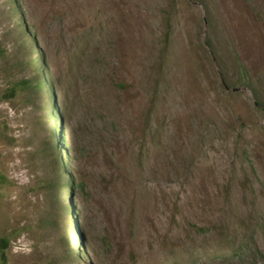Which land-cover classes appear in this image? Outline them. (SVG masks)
Listing matches in <instances>:
<instances>
[{
    "label": "rangeland",
    "instance_id": "obj_1",
    "mask_svg": "<svg viewBox=\"0 0 264 264\" xmlns=\"http://www.w3.org/2000/svg\"><path fill=\"white\" fill-rule=\"evenodd\" d=\"M21 41L44 91L0 99L5 264H264V0H0V92Z\"/></svg>",
    "mask_w": 264,
    "mask_h": 264
},
{
    "label": "trees",
    "instance_id": "obj_2",
    "mask_svg": "<svg viewBox=\"0 0 264 264\" xmlns=\"http://www.w3.org/2000/svg\"><path fill=\"white\" fill-rule=\"evenodd\" d=\"M16 10H17L16 6L13 7L10 4V14L15 15V18H16ZM23 32H24V34H28L26 30H23ZM20 46H21V48L24 47L23 52H26V50L28 49L25 41H21ZM27 52H26V56L23 55V57H21V56L17 57L16 63L20 67L21 66L27 67L29 65H32L33 70H34V75L29 76V77H23V78H20L18 80H15L14 83L10 87H8L4 91L0 92V99L1 100L9 99L10 97H13L20 92H24L27 95V97L30 98L32 104L35 105L37 94L39 92L42 93L44 91V82L42 83L43 78H42V76H39L38 71H37V66L35 65V63L32 62V59L29 58ZM37 53L39 54V50H37ZM2 54H3V50L0 47V55H2ZM39 60H41V57ZM29 98H27V99H29ZM41 109L43 110V113H42V115H40V118L37 119L36 121H37V124H39V123L42 124L44 130H46L47 129L46 126H47L48 115H47V106L45 105V101L42 103ZM48 137H49V135L47 134L45 136V139H43V142H42L43 146H42L41 150L45 154L44 155L45 158L50 157L49 163L51 165L54 164V167L51 166V168H50L51 174L48 175L49 180L46 183V187H48L50 190L54 191L52 197L56 198V205L54 206V214H55L56 218L52 219L53 220L52 226L54 228L63 229L64 226H61L62 223H60V222L63 221L64 219L62 218L60 220L59 218L63 214H65V212H67V210H68V212H69V210L71 212V209H72L71 203L69 201H68V203H65L66 201H65V197H64V194L69 190L68 187L70 184H69L68 179H66L62 175L61 169L60 170L55 169L56 168V165H55L56 159L51 157L54 154L53 153L54 148L52 145H50L48 143V141H49ZM53 170H58V171L56 173H53ZM3 180H4V175H2L0 173V181H3ZM76 186H77V188L81 189L83 186L82 181L81 180L78 181V183H76ZM51 203H53V201ZM46 224H47V221H45L43 223L42 227L45 226ZM8 244H9V237L1 236L0 237V263L1 264H5V262L7 260L5 249L7 248ZM37 264H56V259L46 258ZM57 264H61V263L58 262ZM63 264H70V263H63Z\"/></svg>",
    "mask_w": 264,
    "mask_h": 264
}]
</instances>
